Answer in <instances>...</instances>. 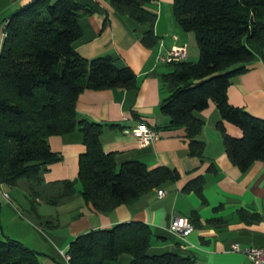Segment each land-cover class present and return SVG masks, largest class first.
Listing matches in <instances>:
<instances>
[{
	"label": "trees",
	"instance_id": "16d2710c",
	"mask_svg": "<svg viewBox=\"0 0 264 264\" xmlns=\"http://www.w3.org/2000/svg\"><path fill=\"white\" fill-rule=\"evenodd\" d=\"M158 1L110 0L118 14L144 27L140 40L148 48L158 47L161 40L155 31L158 13L150 8ZM93 12L77 0H32L2 21L0 182L16 186L25 179L35 185L29 198L38 219L42 216L36 209L41 196L37 186L50 165L62 159L51 149V136L78 133L86 145L79 156L78 177L61 181L63 190L49 200L51 204L73 197L80 185L87 204L109 213L180 179L176 169L149 168L139 160L118 167L115 153L103 147L106 123L78 112V99L87 89L119 88L132 94L138 90V75L130 66L118 67L111 55L88 59L76 50L84 34L79 18ZM173 12L185 32L195 33L200 54L197 61L169 62L170 71L161 76L160 110L169 119L167 127L185 128L190 153L202 157L205 144L198 137L204 122L195 113L214 102L222 117L218 127L228 156L244 173L254 162H264V118L232 105L228 89L258 54L264 58V0H173ZM225 122L240 127L243 136L229 135ZM209 169L214 170V164ZM205 185V177L199 176L187 183L184 192H195L206 202ZM193 214L194 224L201 225L198 214ZM239 216L249 223L262 220L260 214L243 209ZM154 238L152 226L140 221L90 230L71 242L69 264H107L124 254L132 256L130 264H194L193 257L174 252L149 254ZM39 256L19 240L0 239V264H41Z\"/></svg>",
	"mask_w": 264,
	"mask_h": 264
},
{
	"label": "crops",
	"instance_id": "0c3cea01",
	"mask_svg": "<svg viewBox=\"0 0 264 264\" xmlns=\"http://www.w3.org/2000/svg\"><path fill=\"white\" fill-rule=\"evenodd\" d=\"M31 1L10 0L1 5L0 48L5 35L3 19ZM77 1L94 9L93 13L79 18L84 33L75 45L79 54L88 59L111 55L118 67L130 66L138 75V90L134 94L119 88L85 90L77 102L78 112L106 123L103 147L106 152L115 153L118 167L124 162L139 160L149 168L176 169L180 179L109 213H99L87 204L79 192L80 185L73 197L51 204L49 200L63 190L60 182L78 177L79 156L86 151L78 133L51 136V149L61 154L62 159L50 165L44 182L37 186L41 196L36 200V209L42 218L38 219L31 209L32 183L22 179L16 186L3 184L0 239L13 238L36 250L41 264H64L61 250L68 251L77 236L122 222L140 221L151 225L154 231L151 255L174 252L193 257L194 264H250L247 255L233 251L232 245L264 247V162H254L244 173L232 163L218 127L222 117L214 102L195 113L204 122L198 137L205 144L202 157L190 153L186 129L168 128L169 119L160 110L164 95L161 76L170 68L159 57L167 55L173 46L185 45V59L197 61L200 50L195 33L177 27L176 18L164 9L165 4L173 6V0H159L150 8L158 13L155 31L161 40L158 47L148 48L140 40L144 27L118 14L110 0ZM17 2L19 6H15ZM247 68V72L232 79L229 102L264 118L263 56L258 54ZM141 123L158 129L161 137L151 145L141 146L137 137L127 132ZM225 129L233 137L243 136L242 129L232 123L225 122ZM212 164L214 170L209 169ZM199 176L206 179L203 191L206 202L195 192H184L187 183ZM160 189L166 192L163 197L159 196ZM242 209L260 214L262 220L246 222L239 216ZM193 212L198 214L201 225L194 224ZM176 217H186L195 226L184 239L170 229ZM212 219L217 220L216 223L210 224ZM131 261L132 256L124 254L107 264H130Z\"/></svg>",
	"mask_w": 264,
	"mask_h": 264
},
{
	"label": "built area",
	"instance_id": "2783aa9c",
	"mask_svg": "<svg viewBox=\"0 0 264 264\" xmlns=\"http://www.w3.org/2000/svg\"><path fill=\"white\" fill-rule=\"evenodd\" d=\"M187 56V47L183 46H173L165 56H160L159 60L163 62H173L180 61L185 59ZM127 132H131L134 134L138 142L141 146H148L152 143L156 142L160 137L161 133L158 129L150 127L148 124L141 123L132 130H127ZM3 193V183L0 182V194ZM159 196L163 197L165 195V191L160 189L158 191ZM7 198L9 195L5 194ZM170 229L180 238H186L190 233H192L195 229L194 224L186 217H176L170 224ZM233 251L236 252H244L250 264H264V247L258 246H247L242 248L238 243H234L232 245ZM62 256L64 262L69 264L71 260V256L67 251H62Z\"/></svg>",
	"mask_w": 264,
	"mask_h": 264
},
{
	"label": "rangeland",
	"instance_id": "374dc122",
	"mask_svg": "<svg viewBox=\"0 0 264 264\" xmlns=\"http://www.w3.org/2000/svg\"><path fill=\"white\" fill-rule=\"evenodd\" d=\"M8 1H10V0H2L1 3H0V7H1V5H2L3 3H6V2H8ZM16 1H18V0H16ZM15 6H19V2H17V4H16ZM164 9L167 10V11H169V14H170V12H171V17L175 18V15H174V12H173V6L168 5V4H165ZM15 11H16V10H15ZM15 11H14V12H15ZM176 21H177V20H176ZM176 25H177V27L180 28L178 22L176 23ZM180 29H181V28H180ZM196 60H197V59H196ZM24 181H25V180H24ZM63 263H64V262H63Z\"/></svg>",
	"mask_w": 264,
	"mask_h": 264
}]
</instances>
